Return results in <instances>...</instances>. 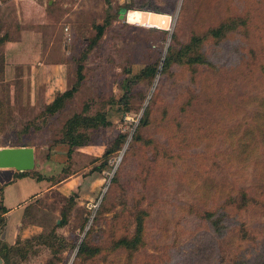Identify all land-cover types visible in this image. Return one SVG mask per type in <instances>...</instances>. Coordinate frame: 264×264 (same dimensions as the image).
Returning <instances> with one entry per match:
<instances>
[{
	"label": "rangeland",
	"instance_id": "obj_1",
	"mask_svg": "<svg viewBox=\"0 0 264 264\" xmlns=\"http://www.w3.org/2000/svg\"><path fill=\"white\" fill-rule=\"evenodd\" d=\"M74 2L55 10L52 44L79 88L56 113L59 92L7 70L0 41V148L33 146L53 185L10 264H264V0ZM129 9L173 20L151 28Z\"/></svg>",
	"mask_w": 264,
	"mask_h": 264
},
{
	"label": "crops",
	"instance_id": "obj_2",
	"mask_svg": "<svg viewBox=\"0 0 264 264\" xmlns=\"http://www.w3.org/2000/svg\"><path fill=\"white\" fill-rule=\"evenodd\" d=\"M73 1L75 6L79 1L81 9L83 2L84 8H88V0H0V36L8 35L3 45L6 68H23L25 78L31 75L34 82L39 84L49 82L44 85L47 90L43 89L47 95L68 89L67 81L64 80L68 76L65 73L68 52L55 51L52 43L64 37L63 29L54 32V26L61 23L56 18L58 15L55 10H59L62 5L72 4ZM130 10L139 9L127 10L123 16L127 21ZM153 12L169 14L160 10ZM10 14L17 22L12 31L6 26L8 20L12 19ZM52 101L49 100L47 104ZM34 172L31 170L30 174H24L13 168L0 169V264H8L3 247L13 246L19 239L31 238L42 232L39 225L27 223L26 213L34 200L49 190L52 180L43 172L41 173L48 178L39 180Z\"/></svg>",
	"mask_w": 264,
	"mask_h": 264
},
{
	"label": "trees",
	"instance_id": "obj_3",
	"mask_svg": "<svg viewBox=\"0 0 264 264\" xmlns=\"http://www.w3.org/2000/svg\"><path fill=\"white\" fill-rule=\"evenodd\" d=\"M225 26L224 25H222V26H220L218 29H217V31H216V33H219V32H221V31H223V29L222 28H224ZM103 26L102 25H98L97 26V30H98V35H97V41H99L100 40V37L102 36V34H103ZM225 32V31H224ZM7 36L8 35H4V36H0V41L3 43V45H4V43L6 42V40H7ZM78 69H80V72H79V79H78V81L79 82H83V80H84V73H83V71H82V69H83V67H78ZM78 86H73V87H71L70 89H67V90H65V91H63V92H59L57 95H56V97L53 99V101L51 102V103H49V104H46L45 105V107H46V110H48V112H50V113H52V114H54V113H56L57 111H59L61 108H62V106H64L65 104H66V101H67V99H69V98H71L76 92H77V90H78ZM129 91V90H128ZM80 116V115H79ZM79 116H76L75 118H73L72 120H70L69 122H68V126H69V131L67 132V134L65 135V137H67V138H69V141H67L66 143H68V145H69V151H68V156H69V158L71 157V155H72V153H73V149H74V147L75 146H78V145H80L82 142H79L77 139H78V137L79 136H77V134H76V129L79 127V124H80V122L78 121V117ZM80 118V117H79ZM91 120H94L93 118L92 119H90L89 121H91ZM95 120H96V118H95ZM102 124L104 125V126H107V125H110L111 124V122L110 121H108L107 119H103V122H102ZM98 125H99V123H98ZM23 173L24 174H30V171H23ZM35 174H36V176L38 177V179L39 180H42V179H44V178H46L47 176L46 175H44L43 173H41V172H38V171H35L34 172ZM48 178V177H47ZM49 180H51L50 179V177H49ZM4 221L2 220V222L1 223H3ZM40 235V234H39ZM36 236H38V235H36ZM35 237V236H34ZM124 242H126V244H129V241H124ZM12 246H6L5 248L3 247L2 249H3V254H4V257L6 258V262L8 263V264H10V262L8 261V253H7V251H8V249H10Z\"/></svg>",
	"mask_w": 264,
	"mask_h": 264
},
{
	"label": "water",
	"instance_id": "obj_4",
	"mask_svg": "<svg viewBox=\"0 0 264 264\" xmlns=\"http://www.w3.org/2000/svg\"><path fill=\"white\" fill-rule=\"evenodd\" d=\"M121 16H125L124 13ZM35 167L36 149L33 146L22 145L0 148V169L13 168L18 171H31Z\"/></svg>",
	"mask_w": 264,
	"mask_h": 264
},
{
	"label": "bare ground",
	"instance_id": "obj_5",
	"mask_svg": "<svg viewBox=\"0 0 264 264\" xmlns=\"http://www.w3.org/2000/svg\"><path fill=\"white\" fill-rule=\"evenodd\" d=\"M129 21L139 25L166 29L173 18L169 14L157 13L153 11L132 10L129 11Z\"/></svg>",
	"mask_w": 264,
	"mask_h": 264
}]
</instances>
